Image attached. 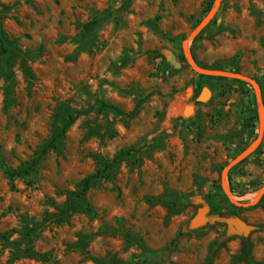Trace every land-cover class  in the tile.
I'll return each instance as SVG.
<instances>
[{
  "label": "rangeland",
  "instance_id": "obj_1",
  "mask_svg": "<svg viewBox=\"0 0 264 264\" xmlns=\"http://www.w3.org/2000/svg\"><path fill=\"white\" fill-rule=\"evenodd\" d=\"M216 1L0 0V264H264V200L232 203L264 189V136L223 176L260 135L255 89L184 51ZM190 54L264 101V0H224ZM200 196L257 228L191 229Z\"/></svg>",
  "mask_w": 264,
  "mask_h": 264
},
{
  "label": "water",
  "instance_id": "obj_2",
  "mask_svg": "<svg viewBox=\"0 0 264 264\" xmlns=\"http://www.w3.org/2000/svg\"><path fill=\"white\" fill-rule=\"evenodd\" d=\"M224 0H217L213 8L211 9L208 16L204 19V21L193 31V33L190 35V37L186 40L184 44V51L187 60L189 61L190 65L193 67V69L199 73L200 75H206V76H214V77H227L232 78L236 80L245 81L249 84H251L256 93L259 110H260V116H261V131L258 139L248 148V150L243 153L239 158L232 161L228 167L225 168L223 176L226 178V175L228 172L238 165L241 161L255 153V151L260 147L263 141L264 136V101H263V95L262 90L259 82L247 75H244L242 73L234 72V71H227V70H221V69H208L199 66L194 57L190 54V44L191 42L209 25L212 18L217 14L220 6L222 5ZM230 195V194H229ZM264 197V189L249 203H242L238 202L236 200H232V203L239 207H252L257 205ZM196 203L200 204L201 207L198 210L197 215L193 218L191 222V229H197L201 228L203 226H206L209 223L212 222H224L228 226V233L230 235H236L241 237H248L257 227L249 224L244 219H242L239 216H221V215H210V207L206 203V201L203 199V197H197Z\"/></svg>",
  "mask_w": 264,
  "mask_h": 264
},
{
  "label": "trees",
  "instance_id": "obj_3",
  "mask_svg": "<svg viewBox=\"0 0 264 264\" xmlns=\"http://www.w3.org/2000/svg\"><path fill=\"white\" fill-rule=\"evenodd\" d=\"M213 5V3H211L210 7L211 8ZM0 43L3 47V49L5 51H8L9 49L7 48L6 46V43H5V39L0 31ZM182 59L183 60H186L185 56L183 55L182 56ZM200 77L202 78H213V79H224L222 77H213V76H206V75H200ZM202 89H203V85H199L196 89L197 91V95L199 96L202 92ZM101 110H113V111H116L117 113L121 114V115H128V116H135L138 111H139V106H137L132 112H126V111H123L121 109H119L117 106L115 105H112V104H109V103H106V102H103L102 106H101ZM89 114V111L87 110H82V111H78L74 114H71L69 116V121L65 124V126L63 127V129L58 133V135L52 140V142L49 144V146L44 149V152H47L49 149L51 148H54L57 141H59L61 138H63V136L65 135V133L68 131V129L81 117V116H84V115H87ZM133 152V149H129V150H124L122 151L120 154H118L113 162L109 163L107 165V169H111L113 168L116 164H118L120 162V160H122V158H124L125 156L127 155H130L131 153ZM39 163V160L35 161L34 163H32L31 165H28L25 169H22V170H19V171H16L14 172L13 174L15 176H19V177H23V176H26V175H29L32 170L37 166V164ZM102 172H98L90 177H88L87 179H85L84 181V189L81 193V195H84L88 192V190L91 188V186L93 185L94 181L99 178L101 176ZM264 200V197L262 199V201ZM221 215H225L224 213H220ZM236 214H228V216H233ZM156 257V256H155ZM153 257V258H155Z\"/></svg>",
  "mask_w": 264,
  "mask_h": 264
},
{
  "label": "crops",
  "instance_id": "obj_4",
  "mask_svg": "<svg viewBox=\"0 0 264 264\" xmlns=\"http://www.w3.org/2000/svg\"><path fill=\"white\" fill-rule=\"evenodd\" d=\"M206 92H207V91H206ZM206 92H205V94H206ZM205 94H204V97H205ZM204 97H203V98H204Z\"/></svg>",
  "mask_w": 264,
  "mask_h": 264
}]
</instances>
